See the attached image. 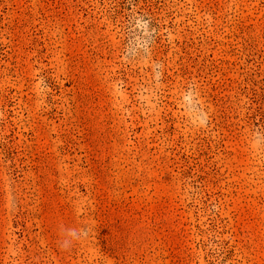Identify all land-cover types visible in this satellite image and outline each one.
<instances>
[{
    "label": "rangeland",
    "instance_id": "374dc122",
    "mask_svg": "<svg viewBox=\"0 0 264 264\" xmlns=\"http://www.w3.org/2000/svg\"><path fill=\"white\" fill-rule=\"evenodd\" d=\"M0 264H264V0H0Z\"/></svg>",
    "mask_w": 264,
    "mask_h": 264
}]
</instances>
